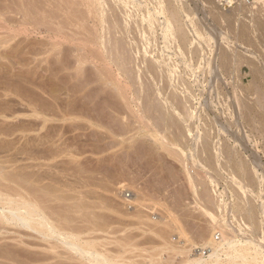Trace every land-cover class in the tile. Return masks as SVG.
Returning <instances> with one entry per match:
<instances>
[{
    "label": "rangeland",
    "instance_id": "1",
    "mask_svg": "<svg viewBox=\"0 0 264 264\" xmlns=\"http://www.w3.org/2000/svg\"><path fill=\"white\" fill-rule=\"evenodd\" d=\"M53 1L56 2L55 0H24V2L23 0H0V183H3L1 185V190L3 185L4 189L6 184H9L11 188L8 189V187H10L9 185L6 186V188L8 190L12 189L10 190V192L13 191L11 195L16 191V187L18 186L17 183H15V181H11V178L10 180H8L7 178L9 176L12 177L15 174L27 176L28 179H30L29 181H31V183L29 182L30 184H32L33 182V185H38L37 183H39V186H41L43 183L45 187L49 186L47 187L48 190H46L47 188L45 189V193L49 191L48 194H45V205L47 206L48 204V212L51 213L52 210L53 212L56 211L54 212V218H57L58 220V216L61 217V220L64 218H69L71 222L68 221L67 223L66 219L63 220L66 221V224H63L65 222L62 223L61 220H56L58 222L61 221V226H63L66 230L70 231L72 229L71 227H75L73 230H76V232L82 235L81 237L83 244L89 243L90 245H93L95 249L98 248L97 250L100 255L103 254L102 256H109L111 257V259H114L118 262L121 261V264H182V262L187 259V256H185L187 254H176L177 252L175 253V251L172 249L173 247L178 248V245L180 247L183 243L182 241H184V237L181 236L179 231L183 230L184 232H186V236L191 239L190 241L192 243H194V241L197 242H195L197 244L196 247L194 246L190 248V254L194 256L196 253L197 256V254L201 253L198 248H207L203 247V245H205L206 241L210 239V237H213L215 239L221 237V235L219 237H216L219 232L209 230L211 228L209 227V225L212 223V221H214L213 217L215 218V220H220L219 222L223 227L222 230H224V233L227 236H238L241 233H244L248 236H253V231H251L249 223L251 216L248 214L249 207L245 204V200H242L245 199L248 194V197L250 196V199L253 194L252 198L254 200L255 207L252 215L255 221H259L260 229L258 230L259 233L257 232V234L260 236L259 238L261 239V241L264 240V124L262 125V123H264V22L262 23V25H260L261 27L257 24V17L264 18V12L261 10L264 0H233L232 3L228 4L225 3L226 0H176V2L174 0V4H177L176 7L179 10L178 12H180V18L182 21L180 25H184V28L187 29L186 31H188V33H191L189 34L190 38L188 37L190 39V42L187 41L186 44H183L184 42H180L179 39L178 42H175L176 44H174L172 43L174 40H172V42L169 41L170 43L166 41L168 42V45L174 44L176 45V47L178 46L177 48L181 47L180 50L175 47V50L174 46L169 45V51V46L165 43V40H163V42L159 38L160 41H157V43L159 42V46H157V43L154 44L157 47L155 46L156 48L154 47L153 49L149 48V51L151 50V53L149 54L155 56L158 51L157 54L163 58L165 56L164 59L167 62L170 59L169 56L171 57V62L173 58H176L175 60H173L176 63L178 62L177 64L179 65H177V69L174 70V72L176 71L178 75L179 70L181 72V74L179 73V75H184L182 76L183 78L185 77L184 80L185 84L187 85H183L184 87L181 86L175 88V93L170 92L169 89L171 88L168 89V87L171 86L166 87L165 90L168 89L166 93H171H168V95L171 96L173 93L174 96L178 98L177 94L183 93V88H188L187 90H185L186 92L188 91L187 94L184 95L185 91L183 93L186 98L184 96L183 97L187 99L189 98V96H191V92L194 89L193 93L195 94V97H193L194 94L192 93L191 97H193L194 99L190 97L189 99L192 103L188 101L187 104L190 103L188 106H190L189 108L192 109H189V116L191 117V115L194 114L195 117H198L199 119H195L194 115L193 119L190 118L191 120L188 117L189 120H187L189 121V123L190 121L191 124L194 123L193 125L190 124L191 126L189 125L188 121L184 122V120H182L186 116V114H184L183 112L181 103L179 104V102L182 101L181 99H183V97L179 95V100L173 99L176 102L179 101L177 102L178 104L172 99L171 100L174 103L170 102L171 100L168 99L169 96L166 94L168 97L167 98L164 96L165 93L164 95H162L163 93L160 92L165 91L161 89V87H159L160 85L158 86L156 84V86L154 84L150 86V74L146 73V76L148 75V79H145L147 82V80H149L150 78L148 82L150 85L146 83L149 86L148 89L146 88L147 85H144L145 80L142 81L140 79L141 83L143 82L142 84L144 88L149 90L148 93H151L150 89L152 87L154 90L159 91L155 95H158L160 93L161 95L157 97L161 98H156V96L154 95L156 91L154 92L153 90L152 96H155L158 101H160L162 98H167L165 99L167 101H164L162 104L161 100L159 104L157 103V100L152 97L155 101L148 106L149 108L151 107L154 112H150L151 108L149 110L147 106V111L151 114L146 115L148 113L145 109L147 100L145 101V99H143L144 101L142 104V100L140 99V97H137L140 95H137L139 91H137V88L134 86L136 83H134V85L131 84L130 86L129 108L128 104L125 101H122L123 98L118 95V92L114 90L113 86L110 84H106L103 79L101 80L99 73L97 72V68L95 67V64L93 62L95 60V58L93 57V53H89L90 61L88 60L83 63L78 61L79 58H82L83 56L78 55H81V51L79 52L77 50L78 48L75 49L77 47L76 43L74 42V40H72L70 36L71 34L68 30H66V28H71V26L74 27V25H76L75 27L78 26L79 28L80 25H84V22H88L92 27L93 25H91L89 21L90 17H86L89 20H84L85 17L83 12L87 10V13H89V8H91L92 6V9L100 6L98 7L100 13H106L105 10L107 9L113 11L111 10V8L115 6V0L110 1L112 3L115 2L112 6V3L110 4L109 0L107 1L108 4L103 0H99L102 2L93 1L94 3L92 4H94L95 6L90 4L92 1L90 2L87 0L85 4L88 3V8L85 5V9L83 7L84 3L83 5L80 4V6L82 5V7H80L77 2L75 5L70 3V5L67 6L65 4V6L67 7L66 9L62 8L64 7V5H61L59 9V3H53ZM146 1L148 2L150 0ZM25 2L27 3L25 4ZM38 2L41 4L39 5ZM97 2L101 5H98ZM120 2L122 3V1ZM54 4H56L58 7L56 5L55 7H53ZM123 4H125V2H123L122 7L120 9H117L116 11V13L119 15L121 14L120 12H122L120 16L117 15V20L119 22L121 21L119 20V18H122V21L126 19L123 17L126 14H123L127 10L126 8H124L123 12ZM240 4L244 5V8L246 7V10H244L243 12L240 11ZM31 5L34 6L32 7ZM76 5H78V7H76ZM103 5L105 6L104 8ZM32 8L36 9L33 10ZM184 8H187V12L188 10L192 11L195 16L191 12V14H189L191 18L189 16H187L188 18H186L187 12L184 11ZM195 8L197 9V11ZM217 10L219 12H217ZM23 11H25L26 13ZM55 11H58V14H56L57 12L55 13V16L57 15L58 18L55 16H53L54 18H51V16L54 15ZM77 11L79 14L80 12L82 14L79 15ZM216 13H220V15L217 14V17V15H215ZM221 13L226 15L221 16ZM111 14H113V12ZM86 15L87 14L85 12V16ZM198 17L200 19L202 18L201 21ZM219 17H222V19H220ZM46 18L49 19L47 20ZM80 18L83 20H81ZM99 19L101 18L99 17ZM127 19L125 20L126 22ZM203 19L205 20V22L203 21ZM227 19L229 20L228 23ZM43 20L46 22H44ZM49 20L50 22H48ZM95 20L96 19L93 18L94 22ZM195 20H197V22ZM55 21V26L57 25V23H61L60 25H64L66 23L64 29L66 30L67 34H64L65 36L59 32L54 31L56 27L53 28V25L51 24H54ZM93 21L92 24H94ZM122 21L119 23L120 25H122ZM230 22L234 23V27H231L232 25H229ZM88 23H85V25L89 26L87 25ZM110 23L109 25L111 26L112 24ZM124 23L125 22H123V24ZM200 23L202 24V26L204 25L203 28L202 26H200ZM185 25L187 28L185 27ZM198 25L200 26V28ZM241 25L248 28L247 39H238L239 37L234 32L236 28L240 27ZM104 26L102 22V24H100L99 31L100 37H103L102 27ZM52 28L53 30H51ZM82 28L89 29V27L84 26ZM190 28L193 30L199 29L197 30L198 32L202 30L204 32L201 31L199 33L201 35L204 33V35L200 37L201 35L196 30H194L195 33H198V36L196 37L197 34H195L193 30H191V32ZM136 30L132 31L133 33L131 34V37H137L135 36V34L136 32H138V29ZM138 34L139 33H137V35ZM57 37H65L64 40L62 39V43L56 47L57 49L59 47L58 50H56L54 47L55 45H53V41H56L58 39ZM198 38L199 41L202 40L201 38H203V40L206 39L203 44L201 43L203 40L199 42L203 45V47H200L201 49L198 47L199 43L198 45H195ZM132 40L133 41L131 44L133 46V42L137 43V41H135V39ZM194 40H196V42L193 43L192 41ZM122 42L123 39L121 40V44H125V42ZM130 42L131 41L129 40V44L127 43L125 46V49L127 51L125 56L129 52L128 49L131 48L129 47L131 45ZM208 43L210 44L208 45ZM181 44L183 47L180 46ZM191 44L197 46L198 49L202 51H200L201 53L199 54V56L195 55L198 50L197 47V50L195 49L194 52L191 50L192 47L190 48ZM163 46L164 48H166L163 49ZM185 46L187 47V49H185ZM141 47L139 49L143 50H141L140 53L142 52L141 54L143 55V58H145L146 56H148V54L146 52H143V45ZM194 48L195 47H193V49ZM202 48L206 51L207 55L202 50ZM226 49L229 50L227 51ZM161 50H163V53L159 52ZM183 50L186 51V54L184 53L186 55V59L185 55L183 54ZM230 50H233L235 54L238 53L237 55L242 56L241 58H244L245 60H252L256 68L259 69V75L252 72L250 65L248 63H245L247 60L245 61L244 59L237 58L235 56L234 57L236 58V60H232V63L227 66V69L229 67L230 69L228 71L227 69H223L220 66V60L222 58H220L222 54L221 51H227L228 53L233 54L234 52H229ZM179 52L182 53V57L184 55L183 58L180 56ZM192 52H194V54ZM145 53L147 54L146 56ZM197 56L198 60H196ZM91 57H93V59ZM199 57H201V59L203 60L201 61ZM146 58L149 59L148 57ZM210 58L212 60L211 63ZM237 59L240 60L237 61ZM74 60L76 61L74 62ZM193 60H196L195 62L200 61L197 62V65L200 66L199 68H197L198 66H196V64L193 65L195 63ZM205 60L206 63H202L205 62ZM179 61L181 64L179 63ZM182 61L184 62L182 63ZM207 61L209 63H207ZM190 62H192V64ZM200 63L202 66L199 65ZM186 64L190 67V70H188L187 68L184 69ZM204 64H207L209 68ZM231 65H233L234 68ZM140 66L142 68L144 67V64ZM191 66H193V68ZM211 66H216L218 67L217 70H221L219 74L222 75V78L218 74L219 71L217 72V70L215 69L216 67L212 69ZM133 67H135V69H139V67L137 66ZM79 68L80 70H82L83 68V70L78 73ZM201 68L203 71L205 69V72H200ZM207 69H209L210 71L208 72ZM141 70L142 69H140L139 71L140 74H142ZM191 70L193 73H187ZM223 70L226 72H224ZM197 71L198 74L194 73ZM210 72L211 74L208 75V73ZM228 72H230L231 75L228 74ZM232 72L235 74H233ZM191 73L194 74V77L193 75H191ZM203 73L205 75H203ZM144 74L142 78L145 77ZM217 74L220 77L217 76ZM201 75L205 76V78H207V81L204 77L202 78ZM211 75H215L214 78ZM233 75L237 79V81L235 80ZM231 76L234 79V82L233 79H230ZM211 77L213 80L211 79ZM194 78L195 80L196 78H198L199 81L198 79L195 81ZM215 78L217 79V81L214 80ZM223 78L226 80H222ZM228 78L230 80H228ZM192 79L194 80V82ZM202 79H204L205 82L204 80L202 81ZM200 80L202 81L201 83ZM187 81L191 82L192 84L188 83ZM230 81L233 83H231ZM139 82L136 86H139V88L142 87L143 89V86ZM235 82L238 84V87L235 85ZM239 82L242 83V86L239 85ZM188 85L192 87V90ZM233 86H236L235 90H233ZM242 87H244V90L241 89ZM237 88H239L241 91L239 92L240 95L238 93L239 89ZM146 89L145 91L147 92ZM245 89H250L251 91H246ZM171 91H173V89H171ZM232 91H236L238 95L236 94V92L234 93ZM243 91L247 93H244ZM242 92L244 93V96L247 94V97H252H250V99H247V97L241 95ZM248 92L252 93V95ZM188 93L190 94L188 95ZM233 93L235 94V98L237 99H234ZM232 95L233 97H231ZM131 97H134V100L136 101H133V98ZM242 97L245 99L241 101V105L246 104L247 100L250 101L252 98V100L254 101L251 100L250 102H256L255 104L253 103L255 105L253 106L255 107L254 114L255 116L259 115V118H257L253 114L255 121L254 123L257 124L256 126L252 125V122L248 123L247 119H244V117L241 116L243 114L239 112L241 110L240 107L237 110V104H239L238 100H240ZM231 100H235V103ZM249 101L248 103H250ZM158 104L159 106H157ZM163 105L164 107L170 105L172 110L170 106L167 107V109L163 108ZM179 105L182 108L180 109L183 113L179 111L180 109H177ZM192 105L194 107H192ZM225 105L226 107L228 105V107L226 108ZM204 106L210 111L203 108ZM232 106L237 107L236 110L238 111L240 117L238 116L236 110H234L235 107L232 108ZM159 107L161 108V110ZM196 108L198 109L197 113L195 111ZM159 110L161 113L159 112ZM170 110L171 113L174 112L173 115L177 114L176 116H179L177 120L176 116H173L176 121L181 119L180 117H182V115H185L181 119L184 122L183 126L189 125L190 128H192L191 130L189 126H185L187 133L188 130H191L192 132L190 131L187 136H185L183 141L189 139L191 137L189 135L195 134L193 133V129H196L194 130V132H196L197 130H202V127L204 129L207 127L205 129L206 131L211 127V130L214 129L213 131H209L212 133V135L214 134L213 132L217 131L215 133L217 135H213V138H215L213 139V141L215 140V143L213 142V145H215V153L213 154L219 157L220 151L218 154V147L221 148V145H226L228 147H226L227 152L229 150L231 152L229 151V155H223L225 157L226 155L229 156L228 159H230V162H232L233 165H235L236 163L235 172L239 175L243 173L241 162L244 161L243 163L246 164L245 168L251 170V172L248 171L249 177L251 179L250 182L247 185H244V183L240 182L241 180L239 178L241 176L236 173L233 174L231 167L224 165V163L227 161V159H224V156L220 157L223 158V161L225 160L223 165L219 164L223 162L222 160H219V163L216 162V164L218 165L213 166L220 167L221 165V169L217 167L215 168L216 171H214L215 169H213L212 167L209 168L205 161L204 162L206 164L203 162V160H201L203 163L199 161L200 159H203V157L197 159L203 154L208 155L209 152L200 151L201 155L197 156L196 153L198 154L199 150H197V152L196 149L198 148L192 149V144H190V146L183 145V147H186L182 148L183 151H180L181 155L185 154L184 156L182 155L184 158L180 155V159L183 158L182 160H184L186 158L183 162H181L182 160L180 161L179 158H176L175 155L170 154V151H168L167 149L165 150L162 143L160 142L166 143L167 141H172L174 135L173 137L169 138L171 130L163 131L162 128H159V126H157V123L161 122L159 120L162 119V117L160 116L163 115V112H170ZM205 110L209 112L207 113L205 112ZM228 110L230 113L228 112ZM241 111H243V113L245 114L248 113V111H245L244 108ZM235 112L237 113V116L234 115L236 114ZM201 114H205V116H202ZM207 114L212 116H210L209 118ZM137 115L139 117H137ZM200 115L202 118H200ZM218 115L220 118L218 117ZM203 117L205 119L207 117V120H205ZM213 118H215V120ZM225 118H227V120ZM211 119L216 123L218 122L217 125ZM219 119L222 122H220ZM233 119L234 121H232ZM258 119H261L262 123H259ZM193 120L194 122L192 123ZM203 120L205 121L203 122ZM143 121L147 122L145 123ZM238 121H241V123L238 124ZM256 121L258 123H256ZM148 123H151L152 126L148 127ZM177 123L179 124L180 122ZM181 123L180 125H182ZM204 123H208V125L211 126L209 127L208 125H205V127L203 126ZM194 125H197V127L193 128ZM205 131L203 130V132ZM166 135H168L167 138ZM171 143L173 145L176 144L174 143V141L170 142V144ZM216 145L219 146L217 147ZM228 145H230V147ZM216 147L217 149H215ZM229 148H231L232 150ZM199 149L201 150V148ZM256 156L258 157V159H260V162L258 159L256 160ZM256 162L259 163L257 164ZM203 164H205V167ZM223 166L226 168L228 167L229 170L224 168ZM11 172H13L14 174H11ZM34 178L36 181L38 179V181L34 182ZM252 178L256 181H253ZM190 182L192 185L190 184ZM43 185L42 187H44ZM18 187L17 190L19 189L23 191H20L21 193H25L27 195L26 189H21ZM42 187H39V190L40 188L42 189ZM6 188L5 190H7ZM13 188H15V191L13 190ZM28 188H30V186ZM36 189L38 191V188ZM8 190L6 191L7 193L9 192ZM37 191L35 190V192H32H34L36 197L39 193L38 196L40 197L43 191L40 190L36 194ZM54 193L57 196L54 195ZM207 193L208 195L210 194L212 198L214 196L213 201L215 202V204L217 202V205L212 204V206L214 207H211L209 196L207 195ZM14 194L17 193L15 192ZM29 194H32L31 191ZM34 194H32L30 198H33ZM45 196H41L43 197V200ZM13 197L16 198L18 196L13 195ZM203 198L205 199L206 204L203 202ZM253 200H251V202ZM59 210L62 214H59ZM213 210L215 213L213 212ZM56 213H58V216H55ZM64 214L68 216H63ZM179 223H181L182 225ZM0 225L3 227L2 228L0 226L1 247L3 246L4 248L5 246H7L5 247V249H10V251L8 250L10 252V256L14 254L13 252L17 253L14 254L17 256L13 255L14 259L18 258L19 261L23 262L24 264H103L96 261V259L94 260L89 258L87 255L82 256L80 253H77L65 246L59 240H55L52 238H48L51 241L48 239L46 240L45 238L43 240V237L41 235H38L25 227H21L11 222H3ZM65 225L67 226L65 227ZM68 226L71 227H69L68 229ZM178 227H180L181 230ZM200 232L204 234L202 235L204 237V240ZM210 232L213 234H211ZM194 236L197 239H195ZM5 237H7V239ZM165 242L167 244H165ZM11 250L13 252H11ZM16 250H19V252H17ZM37 250L38 252H36ZM28 254L31 257L27 256ZM44 255L46 258L44 257ZM0 256V264L19 263L18 259H16L18 262L17 263L14 260H8L4 258V256L1 254ZM21 257L25 261H22Z\"/></svg>",
    "mask_w": 264,
    "mask_h": 264
},
{
    "label": "bare ground",
    "instance_id": "2",
    "mask_svg": "<svg viewBox=\"0 0 264 264\" xmlns=\"http://www.w3.org/2000/svg\"><path fill=\"white\" fill-rule=\"evenodd\" d=\"M36 1V0H35ZM39 1V0H38ZM46 1V0H45ZM56 2H54L53 1V3H56V4H58V6H59V9H60V6L61 5H64V7H62V8H67L66 6H65V4L68 6V5H70V3H72V4H76V2H77V4L80 6V4H82L83 5V3H84V5H83V7H84V9L87 7L88 8V3L87 4H85L86 3V1L87 0H55ZM88 1H92L90 4H92V3H94L93 1H99V0H88ZM103 1H105L107 4H108V0H103ZM110 1H112V0H109V2ZM116 1V4H114V3H112V2H110V4H111V6L114 4L115 6L114 7H112L111 8V10H113V11H110L109 9H107V10H109V11H107V10H105L106 11V13H100L99 12V8L98 7H100V6H98V7H95L94 9H92V7H91V5H90V7L91 8H89L90 10L88 11L89 13H87V10H85V12H86V16H85V12H83V10H82V12L84 13V20L85 19H88L89 17H90V24L91 25H93L92 27L89 25V23L88 22H84V25L82 24V25H80V27L78 28V26L77 27H75L76 25H74V27H72L71 26V28L70 27H68V29L66 28V30H68L69 32H70V36H71V38H72V40H74V42L76 43V48L75 49H77L80 53H81V55L80 54H78L79 56H83L82 58H79V62H81V63H83V62H85V61H90V59H89V53L91 52V53H93V57L95 58V60L93 61L94 62V64H95V67L97 68V72L99 73V76H100V78H101V80L103 79L104 80V82L106 83V84H110V85H112L113 86V88H114V90L115 91H117L118 92V95H120L121 96V98H123V100L122 101H125L127 104H128V107L130 108V105H129V91H130V86H131V84H133L134 85V83H136L134 86L137 88V91H139L138 93H137V95L139 94L140 96H137V97H140V99L142 100V104H143V99H145V101L147 102L146 103V106H145V109H146V111H147V106L149 105V104H152V103H154V98H155V96H156V98H158V99H160L159 97H157V96H159V95H161L160 93L158 94V95H155L157 92H159V91H156V90H154L152 87H151V93H148V91L149 90H147L148 89V85H150V86H152V85H160L159 87H161V89H163V90H165L166 89V87H168V86H171V87H168V89L169 88H171V89H173V91H171V89H169L170 90V92H174L175 93V88H177V87H184V86H186L187 84H185V80H184V78H183V76L182 75H179V73L181 74V72L178 70V75H177V73H176V71L174 72V70H176L177 68V65H179V64H177L174 60L176 59H172V62H171V57L169 56V60H168V62H170V63H168L164 58H165V56H164V58L163 57H160L157 53H158V51H157V53H156V57L155 56H152L151 54H149V53H151V50L149 51V48L151 49H153L156 45H154V44H156L157 43V41H160L159 40V38L163 41V40H165V43L168 45V42L169 41H171L172 42V40H174L172 43H174V44H176L175 42H178V40L180 39V42L182 41V42H184L183 44H186V42L188 41V42H190V37H189V34H191V33H188V31H186L187 29H185L184 28V25H180V23L182 22L181 21V18H180V12H178L179 10H178V8L176 7V5L177 4H174L175 2H176V0H175V2H174V0H150V1H148L149 2V4H148V2L146 1V0H115ZM120 1H122V3L123 2H125V4H123L124 6H123V12H124V8H126V10L127 11H125V13L123 14V15H125V16H123L124 18H129V19H127V22L125 21V20H123L122 21V18L120 19L119 18V20H121L122 21V25H120L119 23L121 22H119L118 20H117V15H119V14H117L116 13V11H117V9H120L121 7H122V3L119 2ZM180 1V0H179ZM227 1V2H226ZM225 1V3L226 4H228V3H232V1L233 0H226ZM23 2H24V0H23ZM49 2V1H48ZM58 2V3H57ZM67 2V3H66ZM75 2V3H74ZM99 2H102V1H99ZM220 2V1H219ZM27 2H25V4H26ZM29 3V2H28ZM34 3V2H33ZM37 3V2H36ZM43 3V2H42ZM69 3V4H68ZM262 3V2H261ZM31 4V3H30ZM38 4L40 5L41 3H39L38 2ZM51 4V3H50ZM56 4H54V6L53 7H55V5ZM72 4H71V6H72ZM96 4V3H95ZM97 4H98V2H97ZM103 4H104V2H103ZM109 4V5H110ZM121 4V5H120ZM197 4V3H196ZM43 5V4H42ZM78 5H76V7H78ZM82 5L80 6V7H82ZM85 5H86V7H85ZM92 5H94V4H92ZM98 5H101V4H98ZM126 5V6H125ZM212 5H214V4H212ZM212 5H211V7H212ZM241 5V4H240ZM263 6L260 8L263 12H264V2H263V4H262ZM22 6V5H21ZM29 6V5H28ZM32 6V5H31ZM34 6V5H33ZM32 6V7H33ZM38 6V5H37ZM57 6V5H56ZM57 6V7H58ZM70 6V7H71ZM95 6V5H94ZM97 6V5H96ZM197 6V5H196ZM244 5H241V7H240V11L241 12H243L244 10H246V7L244 8L243 7ZM40 7V6H39ZM52 7V6H51ZM50 7V8H51ZM75 7V8H76ZM105 6L103 5V8H104ZM180 7V6H179ZM217 7V6H216ZM226 7V6H225ZM259 7V6H258ZM29 8V7H28ZM102 8V7H101ZM201 8V7H200ZM203 8V7H202ZM206 8V7H205ZM213 8H214V6H213ZM30 9V8H29ZM33 9V8H32ZM34 9H36V8H34ZM33 9V10H34ZM56 9V8H55ZM70 9V8H69ZM185 9V8H184ZM187 9V8H186ZM186 9L184 10V11H186ZM189 9H190V7H189ZM196 9V8H195ZM204 9V8H203ZM215 9H217V8H215ZM22 10V9H21ZM31 10V9H30ZM40 10H42V9H40ZM54 10V9H53ZM102 10V9H101ZM238 10H239V8H238ZM38 11V10H37ZM44 11V10H43ZM61 11V10H60ZM59 11V12H60ZM66 11V10H65ZM72 11H73V9H72ZM79 11V10H78ZM78 11H77V13H78ZM121 11V10H120ZM183 11V10H182ZM183 11V12H184ZM196 11H197V9H196ZM204 11V10H203ZM215 11V10H214ZM213 11V12H214ZM23 12H25V11H23ZM30 12V11H29ZM57 12V13H56ZM68 12V11H67ZM113 12V14H111ZM187 12V11H186ZM185 12V13H186ZM189 12V13H188ZM188 14L186 13V18H188L187 16H189V14H191V12L192 11H190V10H188ZM217 12H219L218 10H217ZM220 12H221V10H220ZM226 12V11H225ZM26 13V12H25ZM24 13V14H25ZM36 13V12H35ZM38 13V12H37ZM55 13L56 14H58V11H55L54 12V15H52L51 16V14H50V16H51V18H54L53 16H55ZM71 13V12H70ZM75 13V12H74ZM121 14H122V12H120ZM203 13V12H202ZM205 13V12H204ZM223 13H224V11H223ZM41 14V13H40ZM39 14V15H40ZM46 14V13H45ZM53 14V13H52ZM63 14V13H62ZM79 14V13H78ZM78 14H77V16H78ZM80 14H82L81 12H80ZM79 14V15H80ZM106 14V15H105ZM120 14V15H121ZM192 14H193V12H192ZM196 14H197V12H196ZM220 15V13H216L215 15ZM119 15V16H120ZM185 15V14H184ZM194 15V14H193ZM208 15V14H207ZM214 15V16H215ZM218 15H217V17H218ZM225 16L224 14H222L221 13V16ZM27 16V15H26ZM46 16V15H45ZM49 16V17H50ZM60 16V15H59ZM63 16V15H62ZM76 16V17H77ZM83 16V15H82ZM121 16V17H122ZM195 16V15H194ZM205 16V15H204ZM203 16V17H204ZM209 16V15H208ZM38 17H40V16H38ZM47 17V16H46ZM55 17H57L58 18V16L56 15ZM64 17V16H63ZM86 17H88V18H86ZM99 17L101 18V19H99ZM190 17V16H189ZM193 17V16H192ZM216 17V16H215ZM261 17H262V15H261ZM82 18V17H81ZM80 18V19H81ZM92 18V19H91ZM93 18L94 19H96L95 20V22L93 21ZM191 18V17H190ZM190 18H189V21H190ZM199 18V17H198ZM197 18V19H198ZM220 18V17H219ZM223 18H225V17H223ZM39 19V18H38ZM42 19V18H41ZM47 20L49 19V18H46ZM79 19V20H80ZM99 19V20H98ZM185 19V18H184ZM200 19V18H199ZM202 19V18H201ZM201 19H200V21H201ZM220 19H222V17L220 18ZM230 19V18H229ZM257 24L260 26V25H262V23L264 22V18L262 17V18H260V17H257ZM40 20V19H39ZM79 20H78V22H79ZM81 20H83V19H81ZM129 20V21H128ZM187 20V19H186ZM186 20H184V21H186ZM193 20V19H192ZM218 20V19H217ZM41 21V20H40ZM44 21V20H43ZM52 21H53V19H52ZM57 21V20H56ZM56 21L54 22V24H51V25H53L52 27L54 28V27H56L55 29H54V31L55 32H59V33H61V34H67L66 33V30L64 29V26H65V24L67 23V21H66V19H65V21H66V23L64 24V25H60L61 23H57V25L55 26V24H56ZM92 21L94 22V24H92ZM194 21V20H193ZM196 22H197V20H195ZM203 21L205 22V20L203 19ZM228 19H227V23H228ZM44 22H46V21H44ZM48 22H50V20L48 21ZM47 22V23H48ZM58 22H59V20H58ZM63 22V21H62ZM69 22V21H68ZM77 22V23H78ZM83 22V21H82ZM102 22H103V26L104 27H102L103 29H102V35H103V37H100L99 36V31H100V24H102ZM110 22H112V23H110ZM123 22H125L124 24H123ZM192 22V21H191ZM191 22H190V24H191ZM40 23V22H39ZM43 23V22H42ZM46 23V24H47ZM74 23V22H73ZM85 23H88L87 25H89V26H86L85 25ZM109 23L110 24H112L111 26L109 25ZM202 23V22H201ZM200 23V24H201ZM45 24V23H44ZM63 24V23H62ZM70 24V23H69ZM183 24V23H182ZM190 24H189V26H190ZM199 24V25H200ZM205 24V23H204ZM71 25H73V24H71ZM187 25H188V23H187ZM196 25V24H195ZM198 25V26H199ZM229 25H232L231 27H234L233 25H234V23L233 22H230V24ZM58 26V27H57ZM66 26H69V25H66ZM89 27V29L87 30L86 28H82V27ZM200 26H202V24L200 25ZM200 26H199V28H200ZM204 26V25H203ZM203 26H202V28H203ZM264 26V25H263ZM185 27H186V25H185ZM261 27V26H260ZM53 28L51 29V30H53ZM69 28H70V30H69ZM73 28V29H72ZM187 28V27H186ZM198 28V27H197ZM264 28V27H263ZM136 29H138V32H136V34H135V36H137L138 37V39H137V37H135L134 38V36H132L131 37V34L133 33L132 31H134V30H136ZM189 30V29H188ZM191 30H193V29H191L190 28V31ZM194 30H199V29H194ZM193 30V31H194ZM137 31V30H136ZM202 30H200L199 32H201ZM68 32V33H69ZM192 32V31H191ZM198 32V31H197ZM195 33V31H194V33L195 34H197L196 35V37L198 36V33ZM202 32H204V31H202ZM235 33H236V35L239 37L238 39H247V36H248V28H246V27H244V26H240V27H238V28H236V30L234 31ZM135 33V32H134ZM137 33H139L138 35H137ZM193 33V34H194ZM200 34V33H199ZM201 35V34H200ZM202 35H204V33L202 34ZM202 35L200 36V37H202ZM65 36V35H64ZM189 37V38H188ZM199 37V38H200ZM58 38V37H57ZM71 38H70V40H71ZM128 38H129V40L131 41L130 42V44L132 43V39H135V41H137V43H135V42H133V46H132V44L129 46V47H131L130 49H128V51L130 52H128L127 53V55L125 56V54H126V49H125V46H126V44L128 43L129 44V40H128ZM199 38H198V40H197V43H195V45H198V43L200 42V41H202L203 40V38H201L202 40H200L199 41ZM62 39L64 40L65 39V37L63 38H61V37H59L56 41H53L54 43H53V45H55L54 47H55V49L56 50H58L59 49V47H58V49L56 48L57 46H59L61 43H62ZM123 39V42H125V44H121V40ZM137 39V40H136ZM189 39V40H188ZM192 39H194V38H192ZM191 39V40H192ZM196 39V38H195ZM208 39V38H207ZM250 39V38H249ZM101 40V41H100ZM166 41H168V42H166ZM206 41V39L205 40H203L201 43L203 44L204 42ZM210 41V40H209ZM250 41V40H249ZM248 41V42H249ZM122 42V43H123ZM164 42V41H163ZM179 42V43H180ZM193 43L194 42H196V40H194V41H192ZM159 43V42H158ZM157 43V44H158ZM170 43V42H169ZM201 43H199V45L201 44ZM121 44V45H120ZM137 44V45H136ZM143 45V48H144V51L143 52H146L147 54H148V56H146L147 54L145 53V56L146 57H148L149 59H147L146 57L145 58H143V55L140 53V51L141 50H143V49H139L142 45ZM165 44V45H166ZM174 44H172V45H170V46H174V48L176 47V45H174ZM198 45V47L200 48L201 46L203 47V45ZM210 43H208V45H209ZM164 45V46H165ZM168 45V46H169ZM207 45V44H206ZM128 46V45H127ZM151 46V47H150ZM153 46V47H152ZM157 46H159V44L157 45ZM156 46V47H157ZM164 46H163V49H165L164 48ZM170 46L168 47L169 48V51H170ZM180 46H182V44L180 45ZM155 47V48H156ZM178 47V46H177ZM176 47V48H177ZM183 47V46H182ZM186 47V46H185ZM192 47V48H191ZM193 47H195L194 49H193ZM196 47L197 46H194V45H192L191 44V46H190V48H191V50L192 51H194L195 49H196ZM198 47H197V49H198ZM205 47V46H204ZM128 48V47H127ZM142 48V47H141ZM158 48H160V47H158ZM173 48V49H174ZM176 48H175V50H176ZM180 48L181 47H179V48H177V49H179L180 50ZM122 49H123V51H122ZM124 49H125V51H124ZM160 49H162V48H160ZM185 49H187V47L185 48ZM196 49V50H197ZM201 49V48H200ZM206 49V48H205ZM216 49V48H215ZM225 49V48H224ZM223 49V50H224ZM61 50V49H60ZM63 50V49H62ZM157 50V49H156ZM202 50H203V48H202ZM211 50V49H210ZM222 50V49H221ZM227 51L229 50V49H226ZM236 50V49H235ZM76 51V50H75ZM77 51V52H78ZM163 50H161V51H159V52H162ZM166 51H167V49H166ZM182 51V50H181ZM180 51V52H181ZM199 51V52H198ZM201 50H197V53H195V55H198L199 56V54L202 52H200ZM204 52H205V54H206V51L205 50H203ZM212 51V50H211ZM223 52V51H221L222 52V54H221V56H220V58H221V63H222V65H221V63H220V66L223 68V69H227V66H229L232 62V60L234 61V59L236 60V58L235 57H237V58H241L242 56H238L237 54L238 53H236L235 54V52L232 54V53H228V52ZM231 50L229 51V52H232ZM74 52V51H73ZM122 52H125V53H122ZM153 52H155V51H153ZM172 52H173V50H172ZM179 52V54H180V56L182 55V53H180ZM186 51L185 50H183V54L185 53ZM195 52V51H194ZM194 52H192L193 54H194ZM208 52V51H207ZM220 52V51H219ZM163 53V52H162ZM166 53V52H165ZM189 53H190V51H189ZM191 53V54H192ZM209 53V52H208ZM144 54V53H143ZM159 54H161V53H159ZM167 54V53H166ZM166 54H163V55H166ZM169 54V53H168ZM174 54V53H173ZM178 54V53H177ZM178 54V55H179ZM186 54V53H185ZM184 54V55H185ZM203 54V53H202ZM235 54V55H234ZM151 55V56H150ZM172 55V54H171ZM184 55H183V57H184ZM207 55V54H206ZM212 55V54H211ZM218 55V54H217ZM91 56V55H90ZM168 56V55H167ZM173 56V55H172ZM175 56V55H174ZM198 56L196 57L197 59L196 60H198ZM205 56V55H204ZM235 56V57H234ZM93 57H91L92 59H93ZM182 57V56H181ZM182 57V58H183ZM191 57H192V55H191ZM214 57H215V55H214ZM163 58V59H162ZM168 58V57H167ZM147 59V60H146ZM178 59V58H177ZM179 59H181V58H179ZM185 59H186V55H185ZM190 59V58H189ZM199 59L202 61L203 59H201V57H199ZM205 59V58H204ZM215 59H216V57H215ZM241 59H244V58H241ZM184 60V59H183ZM195 60V61H196ZM207 60V59H206ZM206 60H205V62H202V63H206ZM210 60H211V58H210ZM209 60V61H210ZM238 60H240V59H237V61ZM245 60V59H244ZM243 60V61H244ZM247 60V61H246ZM245 61V63H248L249 65H250V67H251V70H252V72L254 73V74H258V71H259V69H257L256 68V66L254 65V62L252 61V60H249V59H246ZM76 60H74V62H75ZM174 61V62H173ZM181 61V60H180ZM180 61H179V63H180ZM187 61V60H186ZM192 61V60H191ZM194 61V60H193ZM194 61V62H195ZM215 61V60H214ZM184 61H182V63H183ZM193 62V63H194ZM197 62H200V61H197ZM197 62H195L193 65H195L196 64V66H198L197 64ZM212 62V60L210 61V63ZM239 62H241V61H239ZM253 62V63H252ZM132 63H134V64H132ZM191 64H192V62H190ZM207 63H209L208 61H207ZM243 63V62H242ZM93 64V63H92ZM132 64V65H131ZM136 64V65H135ZM142 64H144V67H142L141 68V66L140 65H142ZM181 64V63H180ZM190 64V65H191ZM188 65H189V63H188ZM199 65H201V63L199 64ZM205 66H207V64H204ZM209 65H211V64H209ZM215 65V64H214ZM219 65V64H218ZM234 65V64H233ZM233 65H231L232 67H233ZM78 66H79V64H78ZM85 66V65H84ZM133 66H137V67H139V69L137 68V69H135V67H133ZM202 66V65H201ZM212 66H213V64H212ZM211 66V67H212ZM77 67V66H76ZM82 67V66H81ZM179 67V66H178ZM192 68H193V66H191ZM200 66H198L197 68H199ZM208 67V66H207ZM207 67H205V68H207ZM211 67H210V70H211ZM216 66H214V67H212V69L213 68H215ZM221 67H219V68H221ZM232 67H231V69H232ZM236 67V66H235ZM95 68V69H96ZM188 69V70H190L189 68V66H187V64H186V66L184 67V69ZM209 68V67H208ZM234 68V67H233ZM140 69H142L141 70V73L142 74H140ZM183 69V68H182ZM196 69V68H195ZM204 69V68H203ZM216 70L218 69V67H216L215 68ZM230 69V67L227 69V71ZM78 70V69H77ZM76 70V71H77ZM82 70H83V68H82ZM82 70H80V68H79V70H78V73L80 72V71H82ZM194 70V69H193ZM198 70V69H197ZM208 70V72L210 71L209 69H207ZM206 70V71H207ZM234 70V69H233ZM233 70H231V71H233ZM183 71V70H182ZM196 71V70H195ZM201 71H203L202 70V68H201V70H200V72ZM219 70H217V72H218ZM224 71V70H223ZM190 72H192V70L191 71H189V72H187V73H190ZM203 72H205V69H204V71ZM213 72H214V70H213ZM221 72V70L218 72V74ZM224 72H226V71H224ZM235 72V71H234ZM260 72H261V70H260ZM77 73V72H76ZM77 73V74H78ZM145 73V74H144ZM146 73L147 74H150L151 75V81H150V84L148 83L149 82V80H150V78H149V80H147V82H146V80L145 79H148V75L146 76ZM174 73H176V74H174ZM193 73V72H192ZM191 73V75H193V77H194V74H192ZM194 73H196V74H198V71L197 72H194ZM233 73V72H232ZM236 73V72H235ZM235 73H233V74H235ZM143 74H144V78H142V76H143ZM184 74H185V72H184ZM195 74V75H196ZM201 74V73H200ZM207 74V73H206ZM211 74V72L210 73H208V75H210ZM217 74V76H219ZM228 74H230V72H228ZM149 75V76H150ZM203 75H205L204 73H203ZM216 75V74H215ZM214 75V76H215ZM224 75V74H223ZM231 75V74H230ZM259 75V74H258ZM261 75V74H260ZM188 76V75H187ZM212 76V75H211ZM214 76H212L213 78H214ZM216 76V77H217ZM221 76V78H222V75H220ZM219 76V77H220ZM227 76V75H226ZM256 76V75H255ZM147 77V78H146ZM201 77L203 78H205V76H202L201 75ZM206 77H208V76H206ZM210 77V76H209ZM212 77H211V79H212ZM218 77V78H219ZM224 77V76H223ZM228 77V76H227ZM233 77H234V75H233ZM237 77V76H236ZM186 78H188V77H186ZM192 78V77H191ZM199 78V77H198ZM198 78H196V80L198 79ZM226 78V77H225ZM235 78V77H234ZM255 78V77H254ZM143 81V80H145L144 82H145V86L147 85L146 83H148V85L146 86V88H144V86H143V82L141 83V80ZM207 78H205V80H206ZM210 79V78H209ZM230 79H233L232 78V76H231V78ZM229 78H228V80H230ZM137 80H138V82H139V80H140V82L139 83H141V85L143 86V89H142V87L141 88H139V86H136V85H138V82H137ZM189 80V79H188ZM193 80V79H192ZM194 80H195V78H194ZM194 80H193V82H194ZM195 80V81H196ZM204 79H202V81H203ZM205 80H204V82H205ZM213 80V79H212ZM214 80H216L217 81V79L215 78ZM219 80V79H218ZM222 80H226V79H222ZM235 80L237 81V79L235 78ZM198 81H199V79H198ZM201 80H200V83L202 82ZM207 81V80H206ZM209 81H211V80H209ZM215 81V82H216ZM221 81V80H220ZM238 81H239V79H238ZM131 82H133V83H131ZM188 82V81H187ZM214 82V81H213ZM227 82V81H226ZM231 82V81H230ZM233 82H234V79H233ZM233 82H231V83H233ZM188 83H190V84H192L191 82H188ZM198 83V82H197ZM199 83V84H200ZM211 83V82H210ZM209 83V84H210ZM218 83H219V81H218ZM229 83V82H228ZM230 83V84H231ZM240 84L239 85H241L242 83L241 82H239ZM209 84H207V85H209ZM156 85V86H157ZM184 85V86H183ZM195 85V84H194ZM205 85V84H204ZM217 85V84H216ZM232 85H234V84H232ZM231 85V86H232ZM235 85L237 86L238 84L235 82ZM155 86V87H156ZM188 86H190V85H188ZM199 86V85H198ZM218 86V85H217ZM216 86V87H217ZM236 86H233L234 88H233V90H235V87ZM242 86V85H241ZM241 86H239V87H241ZM154 87V88H155ZM191 87V86H190ZM189 87V88H190ZM200 87V86H199ZM238 87V86H237ZM249 87V86H248ZM186 88V87H185ZM221 88V87H220ZM244 87H242L241 89H243ZM247 88V87H246ZM250 88H251V86H250ZM255 88V87H254ZM139 89V90H138ZM141 89V90H140ZM145 89L147 90V92L145 91ZM157 89V88H156ZM160 89V88H159ZM167 89V90H168ZM181 89V88H180ZM188 88H186V89H184L183 88V93H184V91L185 90H187ZM237 89H239V88H237ZM155 92L154 93V95L155 96H152L153 94H152V92L153 91ZM167 90H165L164 92L163 91H160L161 93H163L162 95H164V93H165V97H167V95H168V93L169 92H167L166 93V91ZM177 90V89H176ZM179 90V89H178ZM190 90V89H189ZM191 90H192V87H191ZM194 90V89H193ZM193 90H192V92H191V96H192V93H193ZM244 90V89H243ZM246 90V89H245ZM246 91H251L250 89H247ZM178 92V91H177ZM176 92V93H177ZM188 92V91H187ZM187 92L185 91V94L184 95H186L187 94ZM217 92V91H216ZM232 92H234V91H232ZM236 92V91H235ZM234 92V93H235ZM239 92H241L240 91V89H239V91H238V93ZM244 92V91H243ZM242 92V96H244L243 94L244 93H247V92H244L243 93ZM135 93V92H134ZM179 93V92H178ZM183 93H179V94H177V96H178V98H180L179 97V95L181 96V97H183L184 95H183ZM201 93V92H200ZM203 93V92H202ZM233 93V95H234V99H237V98H235V94ZM238 93L236 92V94L238 95ZM248 93H250V92H248ZM117 94V93H116ZM167 94V95H166ZM169 94H171V93H169ZM190 93H188V95H189ZM194 94V93H193ZM221 94V93H220ZM251 95H252V93H250ZM117 95V96H118ZM176 95V94H175ZM187 95V96H188ZM233 95L231 96V97H233ZM239 95H240V93H239ZM133 96V95H132ZM169 96V100H175V99H177V100H179L176 96H174V94L172 93V95L170 96V95H168ZM191 96H189V98L191 97ZM203 96V95H202ZM201 96V97H202ZM221 96V95H220ZM119 97V96H118ZM152 97H154V98H152ZM174 97H176V98H174ZM185 97V96H184ZM183 97V99H181L182 101H177V102H179V104L181 103V106H182V108H183V112H184V114H186V116L185 115H182V117H184L185 116V118L184 119H182V117H180L182 120H184V122L186 121H188L190 118L191 119H193V115H191V117L189 116L190 115V110H192V109H190L189 107L190 106H188L189 104H187V102L188 101H190L191 102V100L189 99V98H187V99H185ZM193 97H195V94H194V96ZM193 97H191V98H193ZM204 97V96H203ZM238 97V96H237ZM244 97H247V94L244 96ZM250 97H252V96H250ZM250 97H247V99H250ZM131 98H133V101H136V100H134V97H131ZM130 98V99H131ZM155 98V99H156ZM167 98H165V99H167ZM139 99V98H138ZM137 99V100H138ZM165 99H161L162 100V104H163V102L165 101H167V100H165ZM185 99V100H184ZM194 99V98H193ZM221 99V98H220ZM243 99H245V98H241L240 100H238L239 101V104H237V106H238V108L237 107H235V106H232V108L233 107H235V109L234 110H236V108H237V110L239 109V107L241 108V110L244 108V110L245 111H248V113L247 114H245V113H243V111H239V112H241L243 115H241V116H243L244 117V119H247V121H248V123H251L252 125H257V124H255L254 122V116H255V114H254V109H255V107H253V106H255L254 104L256 103H252V102H250L249 100H247V103L246 104H244V105H241V101L243 100ZM157 100V99H156ZM160 100V101H161ZM172 100L170 101V102H172ZM173 100V101H174ZM160 101H158L157 100V103H159L160 104ZM231 101H233V100H231ZM235 101V100H234ZM233 101V102H234ZM237 101V102H238ZM248 101L251 103H248ZM252 101H254V100H252ZM169 102V101H168ZM174 102H176V101H174ZM174 102H172V103H174ZM176 102V103H177ZM202 102V101H201ZM244 102V101H243ZM124 103V102H123ZM140 103V102H139ZM192 103V102H191ZM228 103V102H227ZM227 103H225V104H227ZM235 103V102H234ZM234 103H233V105H234ZM125 104V103H124ZM131 104V103H130ZM135 104V103H134ZM144 104H145V102H144ZM159 104L157 105V106H159ZM162 104H161V106H162ZM169 104V103H168ZM178 104V103H177ZM183 104V105H182ZM202 104V103H201ZM212 104V103H211ZM224 104V103H223ZM231 104H232V102H231ZM230 104V105H231ZM235 104V105H236ZM166 105V104H165ZM171 105V104H170ZM170 105H168L167 107H169ZM172 105H174V104H172ZM229 105V104H228ZM228 105H227V107H228ZM141 106V105H140ZM156 106V105H155ZM160 106V107H161ZM212 106V105H211ZM159 107V108H160ZM167 107L165 106L164 107V105H163V108H166L167 109ZM192 107H194L193 105H192ZM191 107V108H192ZM224 107V106H223ZM225 107H226V105H225ZM226 107V108H227ZM136 108V107H135ZM141 108V107H140ZM151 108V107H150ZM150 108H149V106H148V109L150 110ZM154 108V107H153ZM156 108V107H155ZM162 108V109H163ZM170 108H171V106H170ZM181 107H180V105H179V107H177V109L179 110ZM181 108V109H182ZM198 108V107H197ZM196 108V113H197V111H198V109ZM203 108H205V106L203 107ZM219 108V107H218ZM221 108H222V106H221ZM220 108V109H221ZM138 109V108H137ZM166 109H164V110H166ZM181 109L179 110V111H181ZM190 109V110H189ZM206 110H209V109H207V108H205ZM224 109V108H223ZM222 109V110H223ZM130 110V109H129ZM158 110V109H157ZM160 110H161V108H160ZM160 110H159V112H160ZM169 110V109H168ZM171 110H172V108H171ZM171 110H170V112H163V115L162 116H160V117H162V119L161 120H159V121H161V122H158L157 123V126H159V128H162V130L163 131H170L171 130V133H170V135H172V136H170L169 135V138L170 137H173V135H174V137H173V139H175V140H173L172 138V141H174V143H176V144H170V142H172L170 139H168V140H170L169 142L167 141L166 143L165 142H160V143H162V145H163V148H165V150L167 149L168 151H170L171 153L170 154H173V155H175L176 156V158H179L180 159V157L183 155H181L180 153V151L182 150V148H186V147H183V145H185V146H190V144H192V149H195V148H198V149H196V151L197 150H199V152H198V154L196 153V155L197 156H199V155H201V152L200 151H202V152H209V154L207 155V154H203V155H201V156H199L197 159H199V158H201V157H203V159H200L199 161H201V160H203V162L205 161L206 163H207V166H209V168H213V169H215V168H220V167H222L221 165H220V167L219 166H217V167H213V166H216V165H218V164H216V162L217 163H219L218 161L220 160H222L223 161V158H220V157H222V156H224L225 154H228L229 155V151L227 152V149H226V145H224L225 146V148H224V146L223 145H221V148H219L218 146L219 145H216L217 147H218V149H217V147L215 148V149H217L218 151V154H219V151H220V156L218 157V156H216V155H214L213 153H215L214 151V146L215 145H213V142L215 143V140L213 141V139H215V138H213V135L215 136V135H217V134H215L216 132H213L214 134L212 135V133L211 132H209L211 129V125L209 126L208 125V123L206 124V123H204V125L203 126H205V125H208L210 128H209V130L207 131H205V129L207 128L206 126V128L204 129L203 127H202V124H201V127H202V130H197L196 132H194V130H196V129H193V133H195L194 135L193 134H191V135H189V136H191L189 139H186V140H184L183 141V139L185 138V136H187V134L192 130V128H190V126L191 125H193L194 123V120L192 121V123L193 124H191V121H190V123H189V121H188V123H189V128L191 129L190 131L188 130V133L186 132L187 130H186V127L185 126H187V125H185V126H183V121L181 120V119H179L178 121H176L177 120V118L179 117H177L175 114L173 115V113L174 112H172L171 113ZM174 110V109H173ZM205 110V112H207ZM222 110H220V111H222ZM236 110V112L238 113V111ZM145 111V110H144ZM143 111V112H144ZM145 111V112H146ZM153 110H152V108H151V110H150V112H152ZM179 111H178V113H179ZM210 111V110H209ZM208 111V112H209ZM232 111V110H231ZM256 111V110H255ZM132 112H133V110H132ZM148 112V111H147ZM154 112V111H153ZM182 111H181V113H183ZM201 112V111H200ZM204 112V113H205ZM207 112V113H208ZM228 112H229V110H228ZM235 112V113H236ZM131 113V112H130ZM158 113V112H157ZM161 113V112H160ZM168 113V114H167ZM171 113V114H170ZM191 113H193V112H191ZM203 113V112H202ZM224 113V112H223ZM230 113V112H229ZM237 113L236 114H234V115H236L237 116ZM256 113V112H255ZM148 114H151V113H147L146 115H148ZM154 114V113H153ZM152 114V115H153ZM199 114V113H198ZM212 114V113H211ZM222 114V113H221ZM245 114V115H244ZM253 114H254V116H253ZM134 115V114H133ZM179 115V114H178ZM180 115V116H181ZM202 115V114H201ZM201 115H200V118H202L201 117ZM204 116H205V114H203ZM202 115V116H203ZM208 115V114H207ZM206 115V116H207ZM224 115V114H223ZM229 115V114H228ZM257 115V114H256ZM173 116H176V120H175V118L173 117ZM210 116H212V115H208V117L210 118ZM221 116V115H220ZM236 116H235V118H236ZM238 116H239V113H238ZM259 116V115H258ZM258 116H255V117H257V118H259ZM137 117H139L138 115H137ZM146 117V116H145ZM149 117V116H148ZM159 117V116H158ZM188 117H189V119H188ZM214 117V116H213ZM216 117V116H215ZM218 117H219V115H218ZM218 117H217V119H218ZM240 117V116H239ZM242 117V118H243ZM264 117V116H263ZM194 118L196 119H199L198 117H195V115H194ZM204 118V117H203ZM212 118V117H211ZM220 118V117H219ZM228 118V117H227ZM227 118H225L226 120H227ZM238 118V117H237ZM241 118V119H242ZM150 119V118H149ZM188 119V120H187ZM190 119V120H191ZM205 119V118H204ZM214 120H215V118H213ZM216 119V120H217ZM143 120H144V118H143ZM146 120V119H145ZM205 120H207V117H206V119ZM205 120H203V122L205 121ZM212 120V119H211ZM210 120V121H211ZM214 120H212V121H214ZM230 120V119H229ZM228 120V121H229ZM255 120H257V119H255ZM259 120V119H258ZM198 121V120H197ZM211 121V122H212ZM218 121V120H217ZM219 121H220V119H219ZM232 121H234V119L232 120ZM237 121V120H236ZM263 121V120H262ZM143 122H147V121H143ZM151 122V121H150ZM177 122H182L181 124L182 125H180V123L178 124ZM199 122V121H198ZM207 122V121H206ZM211 122H209V123H211ZM215 122V121H214ZM220 122H222V121H220ZM225 122V121H224ZM264 122V121H263ZM213 123V122H212ZM216 123V122H215ZM218 123V122H217ZM217 123H216V125H217ZM229 123H233V122H229ZM235 123V122H234ZM239 123H241V121L239 122L238 121V124ZM243 123V122H242ZM254 123V124H253ZM256 123H258L257 121H256ZM259 123H262L261 122V119L259 120ZM244 124V123H243ZM264 123H262V125H263ZM213 125H215V124H213ZM229 125V124H228ZM248 125V124H247ZM147 126L148 127H151L152 125H151V123H148L147 124ZM183 126V127H182ZM187 126V127H188ZM199 126V125H198ZM230 126V125H229ZM239 126V125H238ZM250 126V125H249ZM255 126H253V127H255ZM195 127H197V125L195 126L194 125V127L193 128H195ZM252 127V126H251ZM172 128H173V130H172ZM188 128V129H189ZM214 128V127H213ZM249 128V127H248ZM152 129V128H151ZM175 129V130H174ZM203 130L205 131V132H203ZM214 130V129H213ZM213 130H211V131H213ZM201 131V132H200ZM249 131V130H248ZM253 131V130H252ZM192 132V131H191ZM250 132V131H249ZM193 135V136H192ZM250 135V134H249ZM167 136L168 135H166V138H167ZM156 137V136H155ZM164 137V136H163ZM187 138V137H186ZM165 139V138H164ZM161 141V140H160ZM224 141V140H223ZM157 142V141H156ZM219 142V141H218ZM178 143V144H177ZM217 144V143H216ZM223 146V147H222ZM229 147H230V145H228ZM199 148H201V150L199 149ZM228 148V147H227ZM234 148V147H233ZM229 149H231V148H229ZM232 150V149H231ZM236 150V149H235ZM183 151V150H182ZM231 152V151H230ZM169 153V152H168ZM194 154V153H193ZM224 154V155H223ZM230 154H232V153H230ZM233 154H234V152H233ZM181 155V156H180ZM185 155V154H184ZM183 155V156H184ZM207 155V156H206ZM256 155V154H255ZM182 156V157H183ZM193 156V155H192ZM205 156V157H204ZM225 157V156H224ZM227 157V158H226ZM226 157L224 158V159H227V161L225 162V160L222 162V163H219V164H222L223 165V163H224V165L226 166H228V167H231V169H232V172H233V174L234 173H236L235 172V165H236V163H235V165H233L232 164V162H230V159H228L229 158V156H227L226 155ZM230 157H231V155H230ZM184 158V157H183ZM182 158V159H183ZM205 158V159H204ZM238 158V157H237ZM182 159H180V161L182 160ZM186 159V158H185ZM185 159L184 160H182L181 162H183V161H185ZM233 159V158H232ZM235 159H236V157H235ZM258 159V157L256 156V160ZM178 160V159H177ZM259 160V162H260V159H258ZM202 162V161H201ZM202 162V163H203ZM204 162V163H205ZM244 162V161H243ZM243 162H241L242 163V168H243V170H242V174H238V173H236V174H238L239 176H241L239 179L241 180L240 182H242V183H244V185L246 184H248L249 182H250V177H249V173H248V171L249 172H251V170H248V168H245L246 166V164H244ZM258 162V163H259ZM205 163V164H206ZM247 163V162H246ZM257 163V162H256ZM257 163V164H258ZM205 164H203L204 165V167H205ZM248 165V164H247ZM241 166V165H240ZM261 166V165H260ZM224 167V166H223ZM228 167L226 168V167H224V168H226V169H228ZM248 167V166H247ZM250 167V166H249ZM208 168V169H209ZM212 169V170H213ZM221 169V168H220ZM225 170V169H224ZM229 170V169H228ZM238 170V169H237ZM214 171H216V169L214 170ZM217 171H218V169H217ZM239 171V170H238ZM231 172V173H232ZM7 173V172H6ZM6 173H4V174H6ZM209 173V172H208ZM214 173V172H213ZM230 173V174H231ZM1 174H2V172H1ZM11 174H14L13 172H11ZM10 174V175H11ZM220 174V173H219ZM253 174V173H252ZM222 175V174H221ZM232 175V174H231ZM4 176V175H3ZM12 176V175H11ZM188 176V175H187ZM220 176V175H219ZM223 176V175H222ZM221 176V177H222ZM236 176V175H235ZM251 176V175H250ZM7 177V176H6ZM216 177V176H215ZM252 177V176H251ZM8 178V180H10V178H11V181H15V183H17V185L19 186H17L18 188H21V189H26L27 191V195L25 194V193H21V192H23V191H21V190H17V187H16V191H15V188H13V190L17 193V194H12L11 195V193L13 192H10V190H12V189H10V190H8L9 188H11V186L10 187H8V189L6 188V186H8L7 184H6V186H5V188L9 191L8 193L6 192L7 190H5V188L3 189V186H2V190L4 191H2L1 190V185L3 184V183H0V224H2L3 222H11V223H13V224H16V225H19V226H21V227H25V228H27V229H30L31 231H33V232H35L36 234H38V235H41L42 237H43V240H44V238L47 240L48 238H52V239H55V240H59L60 242H62L65 246H67L68 248H70L71 250H73V251H75V252H77V253H80L82 256L83 255H87L89 258H91V259H96V261H98V262H101V263H103V264H121V261H116V260H114V259H111V257H109V256H102L103 254H102V252H101V254L102 255H100L99 254V252H98V248L97 249H95L94 248V246L93 245H90L89 243L88 244H83L82 243V235H80L78 232H76V230L74 231L73 229L75 228H73V227H71V226H68L67 228L69 229V227H71L72 229L69 231V230H66L63 226H61V221H62V223L63 222H65V223H63V224H66V221H67V223H68V221L69 222H71V220L69 219V218H67V219H69V220H67L66 218H64V219H62L61 220V217L60 216H58V213H56V215L55 216H58L59 217V220H61L60 222H58L59 220L57 219V218H54V212H56V211H54L53 212V210L51 211V213H49L48 212V209L47 208H49L48 207V204H47V206L45 205V198H46V196H45V194H48V192L47 193H45V191L46 190H48V188L47 187H49V186H47V187H45L44 185H43V183H42V185L44 186V187H42V185L41 186H39V183H37L38 185H36V184H34L33 185V182H32V184H30L31 183V181H29L30 179H28V177L27 176H23V175H17V174H15L14 176H12V177H7ZM3 179H4V177H3ZM6 179V178H5ZM31 179H32V177H31ZM215 179V178H214ZM34 180H35V178H34ZM41 180V179H40ZM192 180V179H191ZM238 180V179H237ZM252 180H253V178H252ZM37 181H38V179H37ZM36 180L34 181V182H37ZM253 181H256V180H253ZM3 182V181H2ZM30 182V183H29ZM217 182H218V180H217ZM12 184V183H11ZM190 184H191V182H190ZM217 184V183H216ZM215 184V185H216ZM26 185V186H25ZM192 185V184H191ZM239 185V184H238ZM254 185V184H253ZM30 186V188H28ZM39 187H42V189L40 188V190H42L41 192H42V195H44L45 197H44V200L42 199L43 197H39L38 195H39ZM193 187V186H192ZM208 187V186H207ZM240 187V186H239ZM36 188H38V191H37V189ZM47 188V189H46ZM211 188V187H210ZM46 189V190H45ZM244 189V188H243ZM35 190L37 191L36 192V194L38 193V195H37V197H36V195L34 194V192H35ZM210 190V189H209ZM209 190H208V192H209ZM212 190V189H211ZM247 190V189H246ZM245 190V191H246ZM21 191V192H20ZM30 191H31V193L32 194H34L33 196V198H30V196H32V194L30 195L29 193H30ZM32 191H34V192H32ZM51 192V191H50ZM205 192V191H204ZM252 192V191H251ZM10 193V194H9ZM28 194H29V196H28ZM205 194V193H204ZM244 194V193H243ZM246 194H248V193H246ZM252 194V193H251ZM13 195H17L18 197H13ZM54 195H56L55 193H54ZM207 195H208V193H207ZM206 195V196H207ZM239 195V194H238ZM249 195V194H248ZM248 195H247V197H248ZM57 196V195H56ZM55 196V197H56ZM61 196V195H60ZM209 196V200H210V204H211V207H214V206H212V204L213 205H217V202H216V204H215V202L213 201L214 200V196H213V198H212V196H210V194L208 195ZM244 196H246V195H244ZM243 196V197H244ZM245 198V199H242L244 202H245V204L249 207V210H248V214L249 215H251L250 216V227H251V231H253V236H248V235H246V234H244V233H241V234H239L238 236H227L225 233H224V230H222V225H221V223L218 221V220H215V218L213 217V219H214V221H212V223L209 225V227H211L209 230H214V231H217V232H219V235H221V237L220 238H211L210 237V239H208L207 241H206V243H205V245H203V247H207L208 249H209V254L207 255V256H205L203 253H199V254H197V256H196V253H195V255L193 256L192 254H190V248H192V247H196L197 246V242L196 241H194V240H192V241H194V243H192L190 240L191 239H189L187 236H186V232H184L183 230L182 231H179V233L181 234V236L182 237H184V241H182L183 243L181 244V246L179 247V245H178V248H175V247H173L172 249L175 251V253L176 254H180V253H182L181 255H183V253L185 254H187V255H185V256H187V259H183L184 260V262H182V264H264V240H262L261 241V239L259 238L260 236L257 234V232H258V230L260 229V224H259V221H255L254 219H253V215H252V213L254 212V200H253V194H252V197H251V199L248 197V198ZM48 198V197H47ZM60 198V197H59ZM205 198V197H204ZM203 198V199H204ZM208 198V197H207ZM202 199V198H201ZM217 199V198H216ZM209 200H208V202H209ZM251 200H253L252 202H251ZM54 201V200H53ZM57 201V200H56ZM215 201H217V200H215ZM49 202V201H48ZM55 202V201H54ZM201 202V201H200ZM204 203H205V199H204V201H203ZM207 202V201H206ZM50 203H51V201H50ZM49 203V204H50ZM59 203V202H58ZM241 203V202H240ZM198 204V203H197ZM206 204V203H205ZM209 204V203H208ZM51 205V204H50ZM203 205V204H202ZM204 206V205H203ZM205 206H207V205H205ZM210 206V205H209ZM51 207V206H50ZM58 207H60V206H58ZM55 208V207H54ZM64 208V207H63ZM59 209V208H58ZM50 210V209H49ZM57 210V209H56ZM210 210H212V209H210ZM216 210V209H215ZM222 210V209H221ZM64 211V210H63ZM213 212H214V210H213ZM210 213V212H209ZM215 213V212H214ZM59 214H62V213H60V210H59ZM63 216H68V215H66V214H64ZM63 216H62V218H63ZM215 216V215H214ZM58 221H57V220ZM66 219V221H63V220H65ZM73 219V218H72ZM178 223V222H177ZM179 224H181V223H179ZM69 225V224H68ZM182 225V224H181ZM1 226V225H0ZM14 226V225H13ZM67 225H65V227H66ZM178 226V225H177ZM2 227V226H1ZM181 227V226H180ZM180 227H178L179 229H180ZM3 228V227H2ZM182 228V227H181ZM183 229V228H182ZM181 230V229H180ZM214 231H212V232H214ZM250 231V232H251ZM2 232V231H1ZM203 232V231H202ZM209 232V231H208ZM81 233V232H80ZM193 233V232H192ZM195 233V232H194ZM201 233V232H200ZM199 233V234H200ZM211 233V232H210ZM259 233V232H258ZM206 234V233H205ZM211 234H213V233H211ZM215 234H217V233H215ZM214 234V235H215ZM2 235V234H1ZM193 235V234H192ZM191 235V236H192ZM196 235V234H195ZM198 235V234H197ZM202 235H204L203 233H201V236ZM209 235V234H208ZM210 236V235H209ZM2 237V236H1ZM4 237V236H3ZM39 237V236H38ZM37 237V238H38ZM193 237V236H192ZM203 237V236H202ZM201 237V238H202ZM207 237V236H206ZM6 239H7V237H5ZM84 238V237H83ZM194 238H195V236H194ZM209 238V237H208ZM1 239V238H0ZM3 239V238H2ZM195 239H197V238H195ZM206 239V238H205ZM16 240V239H15ZM22 240V239H21ZM48 240H50V239H48ZM199 240V239H198ZM203 240H204V237H203ZM51 241V240H50ZM53 241V240H52ZM181 241V240H180ZM4 242V241H3ZM44 242V241H43ZM54 242V241H53ZM86 242V241H85ZM88 242V241H87ZM93 242V241H92ZM196 242V243H195ZM7 243V242H6ZM9 243V242H8ZM13 243V242H12ZM52 243V242H51ZM178 243V242H177ZM200 243V242H199ZM29 244V243H28ZM56 244V243H55ZM58 244V243H57ZM94 244V243H93ZM165 244H167L166 242H165ZM164 244V245H165ZM169 244V243H168ZM180 244V243H179ZM26 245V244H25ZM54 245V244H53ZM96 245V244H95ZM172 245V244H171ZM13 246V245H12ZM12 246H11V248H12ZM97 246V245H96ZM170 246V245H169ZM5 247H7V246H5ZM5 247L3 248V246L1 247V245H0V254L1 255H3L4 256V258H6V259H11V260H14L15 262H17V260L16 259H18V258H16V259H14V257H13V255L14 254H17V253H15V252H13L12 250H11V252H13L14 254L13 255H11L10 256V249H8V250H6L5 249ZM15 247V246H14ZM23 247V246H22ZM168 247V246H167ZM25 248V247H24ZM23 248V249H24ZM27 248V247H26ZM165 248V247H164ZM54 249V248H53ZM171 249V250H172ZM15 250V249H14ZM19 250H22V249H19ZM19 250L17 251V252H19ZM55 250V249H54ZM29 251V250H28ZM165 251V250H164ZM193 251V250H192ZM33 252V251H32ZM36 252H38V250L36 251ZM170 252V251H169ZM179 252V253H178ZM43 253H44V251H43ZM45 253H46V251H45ZM104 253V252H103ZM193 253V252H192ZM12 254V253H11ZM23 254V253H22ZM32 254V253H31ZM34 254H35V252H34ZM38 254V253H37ZM42 254V253H41ZM46 255H47V253H46ZM105 255V254H104ZM108 255V254H107ZM110 255V254H109ZM193 257H192V256ZM14 256H17V255H14ZM25 256V255H24ZM27 256H29V257H31L29 254L27 255ZM34 256V255H33ZM35 256H37V255H35ZM49 256V255H48ZM48 256H47V258H48ZM1 257V256H0ZM13 257V258H12ZM39 257V256H38ZM42 257H43V255H42ZM44 257H45V255H44ZM86 257V256H85ZM115 257V256H114ZM20 258V257H19ZM27 258V257H26ZM40 258H41V256H40ZM46 258V257H45ZM181 258V257H180ZM21 259H22V257H21ZM1 260V259H0ZM28 260V259H27ZM32 260V259H31ZM39 260V259H38ZM41 260V259H40ZM119 260V259H118ZM18 261H19V259H18ZM22 261H25L24 259H22ZM34 261H35V259H34ZM96 261H95V263H96ZM123 262V261H122ZM18 263V262H17ZM19 263H23V262H20L19 261ZM18 263V264H19ZM6 264V263H5ZM9 264V263H8ZM16 264V263H15ZM24 264V263H23ZM124 264V263H123ZM129 264V263H128ZM133 264V263H132Z\"/></svg>",
    "mask_w": 264,
    "mask_h": 264
},
{
    "label": "built area",
    "instance_id": "3",
    "mask_svg": "<svg viewBox=\"0 0 264 264\" xmlns=\"http://www.w3.org/2000/svg\"><path fill=\"white\" fill-rule=\"evenodd\" d=\"M220 235L217 234L216 237H219ZM198 250L203 253L204 255H207L209 253V249L208 248H202V249H199Z\"/></svg>",
    "mask_w": 264,
    "mask_h": 264
}]
</instances>
